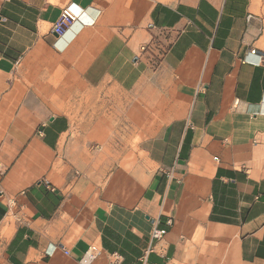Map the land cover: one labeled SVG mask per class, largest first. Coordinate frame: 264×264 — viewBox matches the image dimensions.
<instances>
[{"label": "crops", "instance_id": "obj_1", "mask_svg": "<svg viewBox=\"0 0 264 264\" xmlns=\"http://www.w3.org/2000/svg\"><path fill=\"white\" fill-rule=\"evenodd\" d=\"M195 223L264 264V0H0V264H171Z\"/></svg>", "mask_w": 264, "mask_h": 264}, {"label": "rangeland", "instance_id": "obj_2", "mask_svg": "<svg viewBox=\"0 0 264 264\" xmlns=\"http://www.w3.org/2000/svg\"><path fill=\"white\" fill-rule=\"evenodd\" d=\"M192 247L186 251L185 246L171 264H235V256L230 241H219V236L209 237L206 230L193 226L190 235ZM223 239V238H222Z\"/></svg>", "mask_w": 264, "mask_h": 264}, {"label": "built area", "instance_id": "obj_3", "mask_svg": "<svg viewBox=\"0 0 264 264\" xmlns=\"http://www.w3.org/2000/svg\"><path fill=\"white\" fill-rule=\"evenodd\" d=\"M74 25L73 19H71L67 15H61L57 21L53 24L52 32L56 34L58 37L63 36L69 28ZM145 51V48L142 49ZM250 54L254 55L255 51H251ZM9 206H11L14 202L9 200ZM165 235L164 231L153 230L151 236L153 240H160ZM67 254V252H65ZM101 251L96 246H90L81 261V264H91L96 259L100 258ZM106 264H122V258L114 253L111 255H107Z\"/></svg>", "mask_w": 264, "mask_h": 264}]
</instances>
